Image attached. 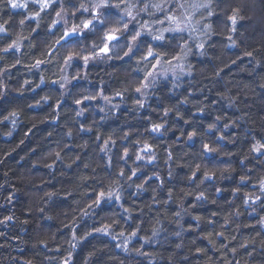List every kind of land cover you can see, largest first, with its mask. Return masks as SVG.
<instances>
[{"label": "clouds", "instance_id": "obj_1", "mask_svg": "<svg viewBox=\"0 0 264 264\" xmlns=\"http://www.w3.org/2000/svg\"><path fill=\"white\" fill-rule=\"evenodd\" d=\"M0 264H264V0H0Z\"/></svg>", "mask_w": 264, "mask_h": 264}, {"label": "snow or ice", "instance_id": "obj_2", "mask_svg": "<svg viewBox=\"0 0 264 264\" xmlns=\"http://www.w3.org/2000/svg\"><path fill=\"white\" fill-rule=\"evenodd\" d=\"M99 195H100L101 197H103V196H104V193H103V192H101Z\"/></svg>", "mask_w": 264, "mask_h": 264}]
</instances>
